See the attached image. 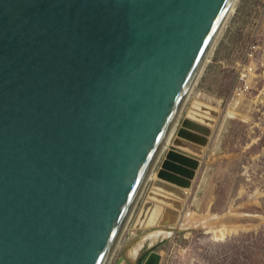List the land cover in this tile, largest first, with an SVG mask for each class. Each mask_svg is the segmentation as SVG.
Instances as JSON below:
<instances>
[{
  "label": "water",
  "instance_id": "95a60500",
  "mask_svg": "<svg viewBox=\"0 0 264 264\" xmlns=\"http://www.w3.org/2000/svg\"><path fill=\"white\" fill-rule=\"evenodd\" d=\"M234 4L0 0V264L110 263Z\"/></svg>",
  "mask_w": 264,
  "mask_h": 264
},
{
  "label": "rangeland",
  "instance_id": "374dc122",
  "mask_svg": "<svg viewBox=\"0 0 264 264\" xmlns=\"http://www.w3.org/2000/svg\"><path fill=\"white\" fill-rule=\"evenodd\" d=\"M235 8L109 264L122 263L131 239L165 227L175 233L142 244L153 245L159 264H264V0H238ZM249 65L253 71L243 82L241 70ZM206 220L215 229L227 228V236L217 238L211 227L201 226Z\"/></svg>",
  "mask_w": 264,
  "mask_h": 264
},
{
  "label": "bare ground",
  "instance_id": "6f19581e",
  "mask_svg": "<svg viewBox=\"0 0 264 264\" xmlns=\"http://www.w3.org/2000/svg\"><path fill=\"white\" fill-rule=\"evenodd\" d=\"M238 0H235V4H236V2H237ZM235 4L233 5V7H232V9H231V12H230V14H229V17L231 16V14L235 11ZM228 17V18H229ZM227 22V21H226ZM208 60V59H207ZM207 60H206V62H207ZM199 77V76H198ZM194 84H196V83H194ZM191 92V91H190ZM239 94V93H238ZM240 96H242V93L241 94H239ZM197 105L199 106V107H201V108H205L206 110H211V108H209V107H207V106H203V105H201V104H198L197 103ZM180 114V113H179ZM179 117V116H178ZM176 121H177V119L175 120V124H176ZM174 124V125H175ZM174 125H173V127H172V129L170 130V132H169V134H168V136L166 137V140H165V142H164V144H163V146H162V148H161V150H160V153L168 146V144H169V141H170V138H171V135H172V132H173V128H174ZM160 155V154H159ZM158 155V156H159ZM158 158V157H157ZM157 160V159H156ZM154 166V165H153ZM153 168V167H152ZM153 176V174H152V169L150 170V172H149V174H148V176H147V178H146V180H145V182L146 181H148L151 177ZM145 182H144V184H145ZM143 184V185H144ZM156 184L158 185V187H160V186H162V184H160L159 182H156ZM172 191L175 193V194H177L178 193V195L179 196H182L183 194H182V192H180V191H178L177 189H172ZM141 192V191H140ZM177 207H178V204H175ZM134 210V209H133ZM132 210V211H133ZM131 214H132V212L130 213V217H131ZM130 217L128 218V220L130 219ZM211 217H213L212 215H211ZM188 218V217H187ZM220 218V217H219ZM186 219V218H185ZM151 220H153V217L151 218ZM186 222H191L190 220H185ZM211 220H206L205 222H203V223H201V226H206V227H211V229L213 230V232L215 233V236L217 237V238H225L226 236H227V232L229 231V230H226L225 228H223L222 226H218L219 227V230H218V232H216V229L213 227V226H210L209 225V222H210ZM200 223V222H199ZM185 224V223H184ZM192 225H194V226H196L195 224H193V223H191ZM190 224V225H191ZM126 227V226H125ZM124 227V228H125ZM123 233V232H122ZM230 233V232H229ZM172 234V231L170 230V231H168V230H163L162 228L161 229H156V230H151L149 233H147L145 236H144V238H142V240H141V242L138 244V246L133 250V251H131L130 252V254L131 255H133V254H135V253H137V251L140 249V247L142 246V244H143V241L144 240H151V241H155V240H157V239H159V238H161V237H168V236H170Z\"/></svg>",
  "mask_w": 264,
  "mask_h": 264
},
{
  "label": "built area",
  "instance_id": "2783aa9c",
  "mask_svg": "<svg viewBox=\"0 0 264 264\" xmlns=\"http://www.w3.org/2000/svg\"><path fill=\"white\" fill-rule=\"evenodd\" d=\"M252 67H253L252 65H249V66H247V68H245V67L242 68L241 73H240V79L243 82H247L249 75H250V72L253 71ZM242 88L243 87H240L238 89V93H239V90H241V91L243 90Z\"/></svg>",
  "mask_w": 264,
  "mask_h": 264
}]
</instances>
